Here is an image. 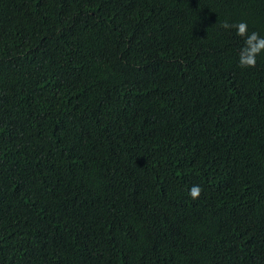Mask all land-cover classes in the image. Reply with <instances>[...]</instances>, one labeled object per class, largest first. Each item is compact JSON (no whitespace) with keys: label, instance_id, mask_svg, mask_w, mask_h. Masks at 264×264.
Returning a JSON list of instances; mask_svg holds the SVG:
<instances>
[{"label":"trees","instance_id":"trees-1","mask_svg":"<svg viewBox=\"0 0 264 264\" xmlns=\"http://www.w3.org/2000/svg\"><path fill=\"white\" fill-rule=\"evenodd\" d=\"M225 21L264 0H0V264H264V53Z\"/></svg>","mask_w":264,"mask_h":264},{"label":"clouds","instance_id":"clouds-1","mask_svg":"<svg viewBox=\"0 0 264 264\" xmlns=\"http://www.w3.org/2000/svg\"><path fill=\"white\" fill-rule=\"evenodd\" d=\"M224 29L236 30V35L242 37L244 40L243 47L239 50V66L241 68H254L257 64V57L264 53V37L260 36L258 32H248V25L246 22H239L237 24H230L225 21L221 24ZM200 185H193L189 189V196L191 199L196 200L202 193Z\"/></svg>","mask_w":264,"mask_h":264}]
</instances>
